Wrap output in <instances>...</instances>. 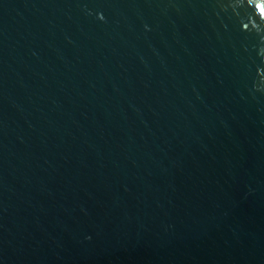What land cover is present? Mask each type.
I'll use <instances>...</instances> for the list:
<instances>
[{
    "label": "water",
    "instance_id": "water-1",
    "mask_svg": "<svg viewBox=\"0 0 264 264\" xmlns=\"http://www.w3.org/2000/svg\"><path fill=\"white\" fill-rule=\"evenodd\" d=\"M0 264H264V0H0Z\"/></svg>",
    "mask_w": 264,
    "mask_h": 264
}]
</instances>
